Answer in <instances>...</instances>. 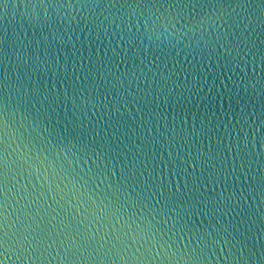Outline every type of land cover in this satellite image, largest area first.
<instances>
[{
    "label": "water",
    "instance_id": "obj_1",
    "mask_svg": "<svg viewBox=\"0 0 264 264\" xmlns=\"http://www.w3.org/2000/svg\"><path fill=\"white\" fill-rule=\"evenodd\" d=\"M0 264H264V0H0Z\"/></svg>",
    "mask_w": 264,
    "mask_h": 264
}]
</instances>
